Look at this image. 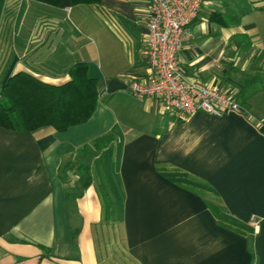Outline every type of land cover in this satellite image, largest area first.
<instances>
[{"label":"crops","instance_id":"0c3cea01","mask_svg":"<svg viewBox=\"0 0 264 264\" xmlns=\"http://www.w3.org/2000/svg\"><path fill=\"white\" fill-rule=\"evenodd\" d=\"M26 1L0 5V97L15 74L60 86L87 63L99 100L64 132L0 127V264H107L111 228L130 264H264V0H206L181 77L227 91L242 111L186 121L130 93L153 78L149 0L70 11ZM109 136L83 189L79 153Z\"/></svg>","mask_w":264,"mask_h":264},{"label":"trees","instance_id":"16d2710c","mask_svg":"<svg viewBox=\"0 0 264 264\" xmlns=\"http://www.w3.org/2000/svg\"><path fill=\"white\" fill-rule=\"evenodd\" d=\"M51 7L71 8L76 6L100 5L101 0H29ZM70 80L63 85L48 84L29 73H18L5 84L0 97V127L14 131H34L53 127L59 132L87 123L96 112L99 93L98 79L89 75V65L78 63L69 70ZM242 100L245 96L242 94ZM113 136L99 138L85 146L79 156V172L82 188L91 184L90 166L92 160L111 141ZM77 196L70 198L74 202ZM210 208L223 226L226 219L218 207Z\"/></svg>","mask_w":264,"mask_h":264},{"label":"built area","instance_id":"2783aa9c","mask_svg":"<svg viewBox=\"0 0 264 264\" xmlns=\"http://www.w3.org/2000/svg\"><path fill=\"white\" fill-rule=\"evenodd\" d=\"M149 2L151 15L147 25V44L153 78L133 81L131 95L139 101H157L162 114L174 115L180 121H186L197 113L221 118L228 113L242 111L241 105L227 91L181 77L179 53L191 37V27L206 0ZM15 264L26 263L20 261Z\"/></svg>","mask_w":264,"mask_h":264},{"label":"rangeland","instance_id":"374dc122","mask_svg":"<svg viewBox=\"0 0 264 264\" xmlns=\"http://www.w3.org/2000/svg\"><path fill=\"white\" fill-rule=\"evenodd\" d=\"M4 0H0V5L2 6ZM10 2V1H9ZM8 2V4H9ZM26 0H16V3L24 4L23 6H27L25 3ZM11 8L9 10V14H11ZM28 13V12H25ZM21 17V14L18 15ZM23 16V15H22ZM109 227H116L115 224ZM108 231V232H107ZM122 230L119 228L106 230L102 240V249L103 254L106 255L107 264H130L128 253L124 247V239L122 237Z\"/></svg>","mask_w":264,"mask_h":264}]
</instances>
